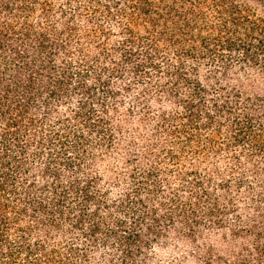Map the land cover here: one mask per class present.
Returning <instances> with one entry per match:
<instances>
[{
  "label": "trees",
  "instance_id": "16d2710c",
  "mask_svg": "<svg viewBox=\"0 0 264 264\" xmlns=\"http://www.w3.org/2000/svg\"><path fill=\"white\" fill-rule=\"evenodd\" d=\"M167 244L264 264V0H0V264Z\"/></svg>",
  "mask_w": 264,
  "mask_h": 264
},
{
  "label": "rangeland",
  "instance_id": "374dc122",
  "mask_svg": "<svg viewBox=\"0 0 264 264\" xmlns=\"http://www.w3.org/2000/svg\"><path fill=\"white\" fill-rule=\"evenodd\" d=\"M113 117V121L117 124L121 133L118 135L117 139L121 146L126 144L129 140L135 138V131L147 132L149 133L152 129V124L157 117V114H148L147 121H141V114H110ZM110 164H113V160H109ZM185 248L177 247L174 245H162L152 251L150 259L153 262H162L165 264H173L181 261L185 255Z\"/></svg>",
  "mask_w": 264,
  "mask_h": 264
}]
</instances>
